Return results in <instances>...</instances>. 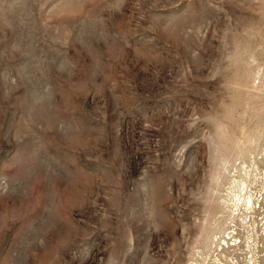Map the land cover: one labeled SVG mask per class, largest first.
<instances>
[{"label":"rangeland","instance_id":"rangeland-1","mask_svg":"<svg viewBox=\"0 0 264 264\" xmlns=\"http://www.w3.org/2000/svg\"><path fill=\"white\" fill-rule=\"evenodd\" d=\"M0 264H264V0H0Z\"/></svg>","mask_w":264,"mask_h":264}]
</instances>
